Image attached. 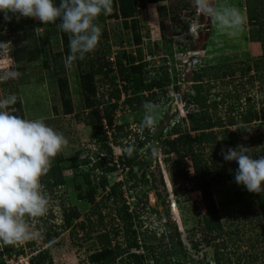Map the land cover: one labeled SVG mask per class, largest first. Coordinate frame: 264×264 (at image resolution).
<instances>
[{
    "label": "rangeland",
    "instance_id": "obj_1",
    "mask_svg": "<svg viewBox=\"0 0 264 264\" xmlns=\"http://www.w3.org/2000/svg\"><path fill=\"white\" fill-rule=\"evenodd\" d=\"M245 2L216 0L218 5L236 8L243 18L242 30L233 36L218 30L214 19L201 15L195 0L153 3L129 0L131 18L121 17L117 5L112 4L111 14L104 15V21L98 18L95 21L101 28L96 49L83 60L74 61L71 67H65L73 110L70 114L63 113L50 77L52 68L45 67L42 61L44 55L52 60L54 54L62 51L58 20L48 24L30 17L18 20L12 16L9 21L0 20L3 40L0 75L11 71L19 73L15 79L0 81L7 82L5 86L0 85V97L9 95L10 87L16 88L12 95L19 99L23 117L44 118L68 141L61 151L64 184L52 192L43 187L49 199L48 211L42 217L27 218L33 236L21 244L8 245L12 251L9 257L3 255L6 264H28V259L42 250L50 256L51 264H91L88 256L101 249L103 240L100 241L98 235L103 233L108 234L110 247L117 254L113 264H124L127 250L142 254L143 264H215L212 257L215 244L224 245L219 248L224 264H264V193H251L236 184L234 170L237 163L225 161L220 154L222 148L243 145L255 155L254 158L264 156V0L253 2L250 13L256 15L253 24L249 23ZM21 25L25 27L20 28ZM11 28L15 30L11 31ZM136 37L138 41H135ZM122 52H132L141 68L138 73L132 72L127 91L121 92L118 99L113 122L121 124L122 131L115 132L114 143L110 132L107 133L113 161L125 153L129 144L134 146L136 139H143L140 123L145 104L141 103V96L159 105L156 124L151 129L145 128L149 142L136 150L138 160L144 164L141 169L133 167L134 186L129 170L117 164L110 172L102 173L100 168L89 170L99 145L94 141L90 127L76 116L81 111L77 74L90 70L91 66L96 68L98 59L103 58L110 65L116 58L123 62ZM66 58L64 54L63 65ZM49 66H52L50 61ZM93 80L95 100L105 101L110 85L100 74L94 75ZM137 83L140 87L135 90ZM118 84L123 85L120 81ZM197 92L206 96V100L198 106L188 105L189 97ZM235 93L240 96L243 110L251 105L258 110V117L249 124L232 126L237 140L229 146L221 142V128L214 129L217 144L212 145L210 140L205 149L207 164L216 162L219 166L208 169L209 177L216 178L210 189L222 228L217 238V231L209 230L204 222L209 216L200 194L171 184L168 161L161 153L156 136L160 131L164 135L177 123L183 132H187L190 128L187 111L206 130L212 118L213 110L208 108L211 101L218 102L216 116L225 120L229 106H235ZM129 103L135 106L133 110ZM234 113V120H239ZM152 143L157 146L154 154L150 150ZM86 159L88 163L83 164L82 160ZM107 166L111 164H103V168ZM84 172L90 173L89 178L95 185L102 174L106 178L105 188L96 189L94 203L79 197V193L87 188L81 177ZM142 172L146 183L140 180ZM114 183H120L117 191L122 193L123 203L131 214L130 228L144 232L136 238L137 249L128 248L132 236L125 235L127 225L119 216L121 199L105 197ZM63 206H73L78 212V218L69 227L60 226ZM210 223L216 227L214 220ZM48 227L58 235L45 242L39 235ZM2 248L0 245V250Z\"/></svg>",
    "mask_w": 264,
    "mask_h": 264
},
{
    "label": "trees",
    "instance_id": "obj_2",
    "mask_svg": "<svg viewBox=\"0 0 264 264\" xmlns=\"http://www.w3.org/2000/svg\"><path fill=\"white\" fill-rule=\"evenodd\" d=\"M57 2L59 0H56ZM149 2H158L162 0H148ZM256 0H246L245 7L247 12L249 13V23L253 24L256 22V15H251V10L253 8V2ZM112 4L118 8V13L123 18H131L132 17V6L129 5V0H112ZM117 15V13H116ZM104 15H100L98 19L100 21H104ZM4 19L3 14H0V20ZM59 24V20H58ZM262 26V23H261ZM25 27V25L19 26ZM11 31H14L15 28H11ZM69 35L68 33H64L60 30V37L62 43V51L57 52L53 56V61L44 55L43 57V65L47 68H52V72L50 73V77L55 84L56 92L58 93V98L60 99L63 106V113L70 114L72 113V105L69 99V88L67 85V79L64 76L65 73V65L62 64V57L64 54L68 56L69 54ZM138 41V37L136 40ZM2 35L0 34V46L2 45ZM121 57L123 62L119 58H116L112 65L106 60L98 59L96 68L90 70H83L81 73L77 74V83H78V91L80 98V114H77V118L80 117L81 121L90 127L92 130V137L94 141L99 145L98 151L94 152V161L89 169L93 171L95 168H100L102 173L110 172L116 168V164L121 166L122 168H127L129 170V178L133 179L134 182L131 185H135L136 176L132 173L133 167L137 166L138 169L142 168L144 164L143 161L138 160L137 158V149H140L145 143H148L149 133L144 128L142 129L144 135L143 139H136V143L134 144V151L131 157H128L125 153H123L117 161H113L111 156V150L109 146V138L108 132H110L113 143L115 139V132L122 131L123 126L121 124L116 125L113 122L114 113L118 106V99L120 97L121 92L127 91V83L132 81L131 75L132 72H139L141 65L136 62V56L132 54V52L124 53L122 52ZM49 61L52 63V66H49ZM78 61V60H76ZM128 65V66H127ZM114 67V69H112ZM129 69V70H128ZM115 70L116 74H112V71ZM246 70H249L247 67ZM102 75L105 78V82L110 85V91L108 92V97L105 101L103 100H95V83L93 80L94 75ZM119 79H118V78ZM120 81L122 86L118 84ZM7 82H1L0 85L5 86ZM121 87V88H120ZM139 84H135L134 89H139ZM176 87V86H175ZM176 89V88H175ZM16 88H9L8 94H12ZM6 93V91H4ZM226 95H229L228 93ZM233 98L235 99V106H229V113L225 120H222L219 116H216V109L218 102L211 101L208 103V108L212 109L211 112V123L206 126L208 131L205 130L200 122L194 118V115L190 112H186L187 120L189 123V130L187 132H183L180 128V124H174L169 128L168 131L164 135H162L161 131L156 136V139L161 146V153L166 155V160L168 161V173L170 174L171 184L177 185V187L182 186L188 192H198L200 194L202 203L204 207L207 209V214L209 218H204V222L206 227L209 230H216V237L219 238L222 233V228L219 224L218 212L214 204L213 195L210 189V185L216 181V178L209 177L208 169H217L219 166H216V162L208 163V157H204L205 149L208 143L212 145H216V132H214L216 128L220 129L221 142L227 146L232 145L236 140V130L232 129V126L241 125V124H249L251 121L256 120L258 117V110L253 106H248L245 110H243V106L241 105L240 96L238 93H235ZM141 103L145 104L150 101V98L141 96ZM247 101L250 99L247 97ZM206 100V96H202L199 92L193 94L189 97L187 102L188 105L198 106L202 104ZM129 108L131 110L134 109L131 103H129ZM207 106V105H206ZM10 108L14 109L12 112L15 115L21 116L22 109L20 106L19 99L16 100V103L12 105ZM234 112L239 116V120H234ZM264 117V113L262 115ZM126 136V135H125ZM211 138V139H210ZM214 139V140H213ZM112 141V140H111ZM157 143V142H156ZM156 143H152L150 150L153 147H157ZM103 152V153H102ZM253 158L255 155L249 151ZM171 155V158H169ZM219 155V154H217ZM64 158L60 153H58L52 160V164L50 170L47 174L41 177V183L46 190L52 192V190L56 187L62 186L64 183L62 177V169L60 164L63 162ZM83 164L88 163V159L82 160ZM110 163L111 166H107L103 168V164ZM90 173L84 172L81 173V177L84 180L86 185V190L83 193H79L80 199L85 200L88 203H94L95 193L97 187L101 189L105 188L106 178L105 175L102 174L98 178V184H93V181L89 178ZM143 183L147 182L145 178L144 172L141 173V179ZM120 183H114L109 187V192L106 193V198L116 199L119 197L122 201L121 205V213L120 218L123 220L126 226L125 235H131V241L128 244V248L137 249L138 242L137 237L139 232L131 227V214L127 212V206L123 203L122 193L117 191ZM129 186V187H133ZM96 205V204H95ZM52 218V215L49 216ZM78 218V212L75 207H62L61 208V227H69L71 222ZM214 220V225L210 222ZM58 235L57 232L50 230V228H46L43 234H40L39 237L42 241L50 242L53 240L54 236ZM143 238V237H142ZM98 239L102 242V247L99 251L94 252L88 256V260L91 264H113L114 260L117 257V254L110 247V240L108 239V234L103 233L98 235ZM220 246L224 247L223 244H215L213 247V261L215 264H224L222 260V254H220L219 248ZM12 249L9 246H3L0 250V264H6L3 259V255L9 257L11 255ZM126 252V258L124 264H143L144 256L137 252ZM28 264H51V258L46 252V250L38 251L34 256H31L28 259ZM122 264V263H121ZM171 264V263H168ZM179 264V263H177ZM228 264V263H227Z\"/></svg>",
    "mask_w": 264,
    "mask_h": 264
},
{
    "label": "clouds",
    "instance_id": "obj_3",
    "mask_svg": "<svg viewBox=\"0 0 264 264\" xmlns=\"http://www.w3.org/2000/svg\"><path fill=\"white\" fill-rule=\"evenodd\" d=\"M201 15L214 19L216 27L229 36L242 30L240 12L222 6L216 0H195ZM112 0H0V14L9 21L12 16L38 19L42 24L56 23L70 34L69 54L65 67L83 60L93 52L101 38V28L95 22L100 15L112 12ZM11 14V15H9ZM11 71L0 75V81L17 78ZM17 97H0V245H17L30 240L33 232L27 218L42 217L48 211L41 177L50 170L53 158L68 141L62 133L45 122L44 118L28 119L13 114L10 107ZM140 128L151 129L156 124L159 105L146 102ZM134 146L129 144L125 154L131 157ZM155 147L152 148L153 154ZM225 161H235L234 181L248 192L264 193V156L256 159L249 148L237 145L221 149Z\"/></svg>",
    "mask_w": 264,
    "mask_h": 264
},
{
    "label": "bare ground",
    "instance_id": "obj_4",
    "mask_svg": "<svg viewBox=\"0 0 264 264\" xmlns=\"http://www.w3.org/2000/svg\"><path fill=\"white\" fill-rule=\"evenodd\" d=\"M172 207H174V205Z\"/></svg>",
    "mask_w": 264,
    "mask_h": 264
}]
</instances>
